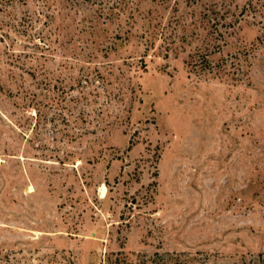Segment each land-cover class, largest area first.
<instances>
[{"label":"rangeland","instance_id":"rangeland-1","mask_svg":"<svg viewBox=\"0 0 264 264\" xmlns=\"http://www.w3.org/2000/svg\"><path fill=\"white\" fill-rule=\"evenodd\" d=\"M264 264V0H0V264Z\"/></svg>","mask_w":264,"mask_h":264},{"label":"trees","instance_id":"trees-1","mask_svg":"<svg viewBox=\"0 0 264 264\" xmlns=\"http://www.w3.org/2000/svg\"><path fill=\"white\" fill-rule=\"evenodd\" d=\"M140 264H147V261L140 263ZM164 264H173L171 261H169L168 259H166V261L164 262Z\"/></svg>","mask_w":264,"mask_h":264}]
</instances>
